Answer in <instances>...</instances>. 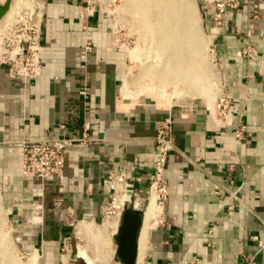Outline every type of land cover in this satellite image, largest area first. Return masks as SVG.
Segmentation results:
<instances>
[{
    "label": "crops",
    "instance_id": "obj_1",
    "mask_svg": "<svg viewBox=\"0 0 264 264\" xmlns=\"http://www.w3.org/2000/svg\"><path fill=\"white\" fill-rule=\"evenodd\" d=\"M39 1L36 73L13 76L0 60V209L15 244L49 264L72 221L97 228L111 178L122 173L126 202L142 211L138 252L155 127L168 118L166 199L161 213L153 201L142 264H264V0H240L209 33L221 91L231 97L224 123L207 99L166 105L127 94L128 55L100 1L91 14L82 0ZM213 13L203 5L208 32ZM59 137L77 139L64 148L59 179L22 176L19 142Z\"/></svg>",
    "mask_w": 264,
    "mask_h": 264
},
{
    "label": "rangeland",
    "instance_id": "obj_2",
    "mask_svg": "<svg viewBox=\"0 0 264 264\" xmlns=\"http://www.w3.org/2000/svg\"><path fill=\"white\" fill-rule=\"evenodd\" d=\"M3 0H0V2ZM102 3V8L106 9L109 13L110 21L113 23V38L118 44H122L121 46L127 52V64L126 69L123 74L124 81L126 86V93H131L134 98L140 95L138 89L141 86L140 82H142V75L147 71H152L156 69H161V61L164 60L165 57L162 56L161 59L158 60L155 58V49L152 48L150 56L147 55L149 49L145 48L142 50L141 57L139 60H132L129 58V50L137 45H143V36L150 39L149 36L141 34L140 29L138 28V23L136 20L137 15L134 13V6L131 0H98ZM96 1V2H98ZM187 1V0H183ZM182 1V2H183ZM225 2H235L236 6L240 2V0H217ZM196 3L197 14L199 16V34L197 37V41L199 43V53L197 58V67L202 73L205 72L206 76L203 77L205 81V85L208 84V92L213 95V102L211 103L214 107V102L217 95L221 92V86L219 83V78L217 74L216 67L214 65V61L212 59V54L210 52V37L209 32L204 28L203 20L201 16V11L203 10V5L213 9L215 12L214 3L216 0H194ZM184 4V3H183ZM235 6V7H236ZM40 1L39 0H8L7 7L5 11L1 14L0 20H2L6 14V12L11 8V14L5 18V23L3 27L2 34H0V59L6 56H12L13 53L18 49V47H24L28 39L32 36L35 29V24L37 25V18L39 14ZM226 9H231L230 7H226ZM38 27V26H37ZM139 29V30H138ZM138 30V31H137ZM38 33V32H37ZM38 35V34H37ZM24 39V40H23ZM149 41V40H148ZM148 41H146V45H148ZM38 43V42H37ZM141 43V44H140ZM152 46L153 43L151 44ZM142 58V59H141ZM146 77V76H145ZM202 77V75H201ZM144 78V77H143ZM130 88V89H128ZM131 89L134 92H131ZM168 91H172L173 88L167 86ZM185 95L180 97H172L171 102H175L178 100H196L200 99L206 100L207 97L200 93L199 88H183ZM148 96H152L156 99L152 93H145ZM184 97V98H183ZM160 101H164V99L159 98ZM208 100V99H207ZM206 100V101H207ZM171 104V103H170ZM149 194V193H148ZM96 222H93L97 228L92 229V224L88 225L84 222H81L76 228V224L81 219H77L71 222L68 229L63 230V235L66 236L65 239V248L58 250L54 249L52 255L50 256L52 259L49 264H58V254H61V263L59 260V264H120L114 261L113 254V243L111 240L112 228L109 229L105 227L104 224H99L102 222L105 217H101ZM109 216L106 217V219ZM105 219V221H106ZM3 229L7 232V236L11 241V246L13 248V252L15 254L16 264H28L29 256L34 254L38 256L37 251H33L30 254L21 250L14 241L13 232L9 229L8 222L3 219ZM88 221V220H86ZM90 221V220H89ZM104 221V222H105ZM104 233V234H103ZM105 238V247L103 249L100 248V252L104 253L106 256V261L102 258L101 255H98V252L95 248V243L97 240H101ZM104 250V251H103ZM2 249H0V259L2 255ZM106 252V253H105ZM67 257L66 262H62V257ZM93 257L96 261L93 260ZM59 258V259H60ZM74 260V261H72ZM36 264V263H35Z\"/></svg>",
    "mask_w": 264,
    "mask_h": 264
},
{
    "label": "bare ground",
    "instance_id": "obj_3",
    "mask_svg": "<svg viewBox=\"0 0 264 264\" xmlns=\"http://www.w3.org/2000/svg\"><path fill=\"white\" fill-rule=\"evenodd\" d=\"M182 1L183 0H131L134 6V13L137 15L136 20L138 28L140 29L137 31H141V34L149 36L150 39L143 36V45H137L130 49L128 52L129 58L132 60H139L142 50L145 48L149 49L147 53L148 56H150L152 48L155 49L154 55L157 59V64L162 56L165 57L164 60L161 61L162 68L144 73L142 75V82H140L141 86H139L138 89L133 88V90H139L140 95L152 93L155 97H158V99H164L166 105H169L172 103V97L178 98L185 95L183 88L196 87L199 88L200 93L207 97L208 101L212 103L213 95L208 92V84L205 85L203 78L206 74L196 68L199 53V43L197 41L199 34V16L197 14L196 3L194 0ZM10 14L11 8L6 12L4 18L0 20V34H2L1 31H3L5 18ZM146 41H148V45H146ZM152 43L154 46L151 45ZM167 86H170L173 90L168 91L166 89ZM133 90L131 89V92L134 95ZM213 112L215 115L216 99ZM153 201L155 203V209L157 207L160 211L159 213H161L162 205L157 202V192L151 188L146 203V216L142 225L138 252H136V264H142L143 261L146 226L150 218L149 216H152L150 212L152 213ZM3 219H5V217L3 211L0 209V249H2L0 264H16L11 241L7 236V232L3 229ZM103 224L105 227L109 226L110 228L114 226L112 232H115L114 217L109 216ZM101 236L103 239L97 240L95 248L98 255H101L104 261H106V255L101 253L100 248H98L99 245L100 247L102 246V249L105 247V238L103 235ZM36 260V255L32 254L29 256L28 264H35Z\"/></svg>",
    "mask_w": 264,
    "mask_h": 264
},
{
    "label": "built area",
    "instance_id": "obj_4",
    "mask_svg": "<svg viewBox=\"0 0 264 264\" xmlns=\"http://www.w3.org/2000/svg\"><path fill=\"white\" fill-rule=\"evenodd\" d=\"M98 0H82L87 14L94 11V4ZM236 3L233 1H217L214 3L215 12L211 18V28L215 27L216 31L221 25V15L226 10V7L233 8ZM250 19L256 15V5L252 4L250 8ZM215 31V32H216ZM38 27L35 26L34 33L28 39L24 47H18L12 56L8 54L2 59L7 65L8 71L11 75L21 78L33 77L38 69V43L37 33ZM214 32V33H215ZM24 40V39H23ZM211 51V50H210ZM244 54L251 57V49L246 47ZM264 77V69L261 73ZM83 94V90L80 91ZM231 104V97L229 94L221 91L216 97V117L219 123H224L229 117V106ZM88 128L87 123L82 124V129L85 131ZM243 125H237L232 131L234 139L239 140L243 138ZM170 120L168 118L158 122L155 127L153 136L154 149L156 159L153 165V173L148 185V192L153 188L157 192V202L161 205L166 199V189L162 178V170L166 159V154L171 148L169 138ZM75 138L59 137L52 139H39V140H22L19 142L20 148V174L25 177H55L59 179L62 165L64 148L70 142L76 141ZM112 191L108 200L105 202L101 214L104 216H112L115 218V228L117 227L121 213L126 204L125 191H124V175L122 173L111 178ZM110 229V227H109Z\"/></svg>",
    "mask_w": 264,
    "mask_h": 264
},
{
    "label": "water",
    "instance_id": "obj_5",
    "mask_svg": "<svg viewBox=\"0 0 264 264\" xmlns=\"http://www.w3.org/2000/svg\"><path fill=\"white\" fill-rule=\"evenodd\" d=\"M8 0L0 2V16L7 7ZM142 222L141 209L127 201L121 213L115 232L111 235L114 245L112 257L120 264H135L137 236Z\"/></svg>",
    "mask_w": 264,
    "mask_h": 264
},
{
    "label": "flooded vegetation",
    "instance_id": "obj_6",
    "mask_svg": "<svg viewBox=\"0 0 264 264\" xmlns=\"http://www.w3.org/2000/svg\"><path fill=\"white\" fill-rule=\"evenodd\" d=\"M139 203V201H138V199H135V204H138ZM134 204V205H135ZM135 207H138V206H135ZM143 208V207H142ZM143 210V209H142Z\"/></svg>",
    "mask_w": 264,
    "mask_h": 264
}]
</instances>
